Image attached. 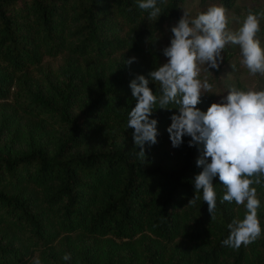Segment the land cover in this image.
Masks as SVG:
<instances>
[{"label": "trees", "instance_id": "obj_1", "mask_svg": "<svg viewBox=\"0 0 264 264\" xmlns=\"http://www.w3.org/2000/svg\"><path fill=\"white\" fill-rule=\"evenodd\" d=\"M138 2L0 0V264L37 256L42 264H264V231L247 246L223 244L246 208L220 203L218 176L212 220L202 192L188 205L202 145L189 146L185 135L172 146L176 105L157 103V143L145 145L144 162L127 128L137 103L130 82L167 62L163 49L184 8L195 17L222 5L235 31L234 18L264 11V0H157L156 21ZM257 38L264 47V19ZM222 56L218 69L202 66L214 93L201 96V111L231 87L264 89V75L241 63L239 45ZM261 180L253 187L264 230Z\"/></svg>", "mask_w": 264, "mask_h": 264}, {"label": "clouds", "instance_id": "obj_2", "mask_svg": "<svg viewBox=\"0 0 264 264\" xmlns=\"http://www.w3.org/2000/svg\"><path fill=\"white\" fill-rule=\"evenodd\" d=\"M138 8L147 11V18L153 21L162 14L157 0H139ZM261 19L264 11L249 10L240 27L230 31L224 6H209L195 17L184 8L171 29L170 45L163 49L167 62L150 71L148 77L138 75L130 82L137 103L128 113L127 128L134 130V144L143 162L145 145L157 143L158 121L151 118L157 103L161 109L174 104L179 112L171 116L167 129L172 146L179 147L185 135L191 137L189 146L202 145L196 161L202 171L195 176V196L188 205H195L200 199L197 193L202 192L212 220L217 206L213 179L218 176L226 189L220 203L235 201L245 206L244 218L233 219L227 226L230 234L223 244L232 248L253 243L264 231L258 218L261 201L253 187L264 177V89L231 87L221 102L212 103L204 112L197 107L201 96L214 92L207 78L202 80L200 76L202 66L206 71L220 67L222 53L229 44L239 45L241 63L251 75H264V47L257 38ZM133 60L135 57L127 63ZM149 77L159 85V97L149 87ZM62 259L70 260L71 254L66 253ZM32 264L42 261L37 256Z\"/></svg>", "mask_w": 264, "mask_h": 264}, {"label": "rangeland", "instance_id": "obj_3", "mask_svg": "<svg viewBox=\"0 0 264 264\" xmlns=\"http://www.w3.org/2000/svg\"><path fill=\"white\" fill-rule=\"evenodd\" d=\"M242 18V19H241ZM236 17L234 18L235 19V24H234V28L236 27L235 30H237V27H240V25L242 24V21H243V17Z\"/></svg>", "mask_w": 264, "mask_h": 264}]
</instances>
